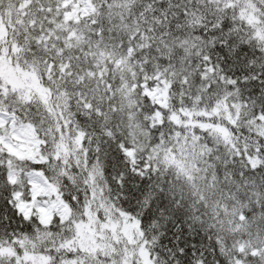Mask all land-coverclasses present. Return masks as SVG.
I'll list each match as a JSON object with an SVG mask.
<instances>
[{"label": "snow or ice", "instance_id": "snow-or-ice-1", "mask_svg": "<svg viewBox=\"0 0 264 264\" xmlns=\"http://www.w3.org/2000/svg\"><path fill=\"white\" fill-rule=\"evenodd\" d=\"M0 264H264V0H0Z\"/></svg>", "mask_w": 264, "mask_h": 264}]
</instances>
